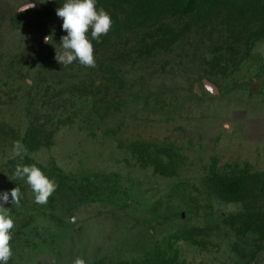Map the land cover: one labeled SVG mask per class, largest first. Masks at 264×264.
<instances>
[{"label": "rangeland", "instance_id": "rangeland-1", "mask_svg": "<svg viewBox=\"0 0 264 264\" xmlns=\"http://www.w3.org/2000/svg\"><path fill=\"white\" fill-rule=\"evenodd\" d=\"M59 1L0 0V193L9 192L3 206L15 222L8 264H264L256 7L199 0L166 14L143 0H96L113 25L92 41L96 67L86 68L55 59L67 35ZM50 95L68 109L65 126L28 149L30 106ZM31 164L58 185L46 205L14 178Z\"/></svg>", "mask_w": 264, "mask_h": 264}, {"label": "clouds", "instance_id": "clouds-1", "mask_svg": "<svg viewBox=\"0 0 264 264\" xmlns=\"http://www.w3.org/2000/svg\"><path fill=\"white\" fill-rule=\"evenodd\" d=\"M34 6V5H31ZM56 15L62 19V29L67 33L61 37L59 51L56 48L55 59L63 66H68L75 61L86 68H95V48L93 40L101 42V37L107 35L113 25L111 15L104 9L96 7V0H66L56 9ZM44 42L53 43V36L44 37ZM15 154L23 158L27 154V148L20 141L14 142ZM14 178L26 180L31 188L35 203L46 205L50 197L55 193L58 185L54 179H50L36 166L17 165ZM11 203L19 205L21 190L14 187L10 191ZM0 264H8L13 255L10 241L15 222L10 215V209L3 206L9 202V192L0 193ZM73 264H86L85 260L76 257Z\"/></svg>", "mask_w": 264, "mask_h": 264}, {"label": "trees", "instance_id": "trees-1", "mask_svg": "<svg viewBox=\"0 0 264 264\" xmlns=\"http://www.w3.org/2000/svg\"><path fill=\"white\" fill-rule=\"evenodd\" d=\"M63 1V0H62ZM62 1H59L60 4ZM147 3H149L150 6L157 9L158 11H162L163 13L170 14L173 12V8L178 9L179 7H196V4L199 2V0H143ZM226 4L230 5L231 3L235 6L240 7L241 9L246 10L247 8L256 7V11H258V19L257 22H260L264 29V0H225ZM57 3V5H58ZM201 4V3H200ZM199 4V5H200ZM253 13V12H252ZM256 13V12H255ZM51 91L49 90L46 95L49 96V93ZM51 96L48 97V99H43L40 101H37L36 103L32 102V105L30 106L32 110L30 109L31 114V122L30 127L27 132L25 145L28 147V149L31 148H39L41 146H44L48 143H50L55 134L63 127L65 126V121H63V118L65 116L63 115L65 112L68 111L66 105H61L60 102H58V99H51ZM62 95H58V97H61ZM1 100V98H0ZM51 112L56 114V117L61 116L57 121L54 122L55 118L52 117H46L47 120H42V113L43 112ZM29 112V110H28ZM242 188L241 192L246 194L244 198H246L249 193V188L247 187V182L243 178L240 179L239 183ZM236 187V186H235ZM258 192V188L254 189L252 191L253 193ZM248 193V194H247ZM260 213H254L251 218H256L259 220ZM245 222L249 223V220H246ZM252 224V223H250ZM177 264H188L186 262H181Z\"/></svg>", "mask_w": 264, "mask_h": 264}, {"label": "water", "instance_id": "water-1", "mask_svg": "<svg viewBox=\"0 0 264 264\" xmlns=\"http://www.w3.org/2000/svg\"><path fill=\"white\" fill-rule=\"evenodd\" d=\"M75 220H76V219H75ZM75 220H74V221H75Z\"/></svg>", "mask_w": 264, "mask_h": 264}]
</instances>
